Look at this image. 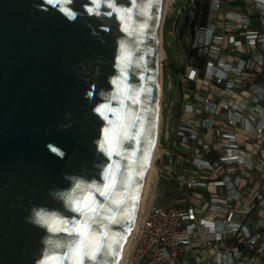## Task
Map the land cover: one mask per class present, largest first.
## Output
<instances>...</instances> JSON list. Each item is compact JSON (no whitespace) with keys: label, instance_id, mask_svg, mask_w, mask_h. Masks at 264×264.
I'll use <instances>...</instances> for the list:
<instances>
[{"label":"water","instance_id":"obj_1","mask_svg":"<svg viewBox=\"0 0 264 264\" xmlns=\"http://www.w3.org/2000/svg\"><path fill=\"white\" fill-rule=\"evenodd\" d=\"M161 2L0 0V264H71L61 229L90 199L105 247L84 264H116L152 147ZM113 182L120 208L93 187Z\"/></svg>","mask_w":264,"mask_h":264},{"label":"built area","instance_id":"obj_2","mask_svg":"<svg viewBox=\"0 0 264 264\" xmlns=\"http://www.w3.org/2000/svg\"><path fill=\"white\" fill-rule=\"evenodd\" d=\"M183 10L181 99L166 106L162 72L153 175L173 197L143 208L124 264H264V0H186ZM164 109L176 120L168 149Z\"/></svg>","mask_w":264,"mask_h":264},{"label":"snow or ice","instance_id":"obj_3","mask_svg":"<svg viewBox=\"0 0 264 264\" xmlns=\"http://www.w3.org/2000/svg\"><path fill=\"white\" fill-rule=\"evenodd\" d=\"M92 12V9H89ZM108 130H105L106 143H108L109 148L113 146H118L119 136L121 134V125L117 123L116 128L113 130V135L111 140L107 139ZM101 150L107 151L108 155H112V151L108 148H105L104 144L100 145ZM55 151V149H53ZM111 175V173H110ZM95 187V190L107 198L109 201L114 203L117 208H120L124 204V200H113V194L116 189V183H110L104 185L103 187ZM103 206L98 204L94 199H90L88 203L77 202L76 207L73 208V211L80 213L84 219L79 223H73L72 228L74 230H67L69 237H72L70 243H67L65 247V252L61 258V261H71V264H84L85 260H96L100 253L104 250V236L99 233L97 229L94 228V225H99L100 220L98 219L102 212ZM39 216V221L41 223H48V220L45 218V214L37 213ZM106 219H111V217H106ZM99 237V238H98ZM91 252V254H90Z\"/></svg>","mask_w":264,"mask_h":264},{"label":"rangeland","instance_id":"obj_4","mask_svg":"<svg viewBox=\"0 0 264 264\" xmlns=\"http://www.w3.org/2000/svg\"><path fill=\"white\" fill-rule=\"evenodd\" d=\"M186 4V0H175V4L172 10V15L170 17V21L178 18L177 28L175 30L174 36L167 35L166 31L169 27V22L167 23L164 32H163V47L166 54L167 61L165 58L162 63V72L165 76L164 81V102L166 106L170 109L171 106L178 107L180 102V88H179V71L176 69L183 65V58L180 49V45L177 42V38H179L180 28L183 24V20L186 14V11L183 10L182 13L178 16V10L182 9ZM170 65V67H166V63ZM168 76L170 81V90H168V80L166 79ZM167 114L166 109H164L162 127H161V135H160V143L163 148H170V143L165 139V131L167 130L170 135L171 140V132L175 126V117L173 112H171L169 119L166 120ZM154 175V174H153ZM172 190L171 185L164 180L154 177L151 180L150 188L148 192V196L146 198L145 205L151 204L159 207H163L167 205L168 197L166 196ZM152 199V200H151Z\"/></svg>","mask_w":264,"mask_h":264},{"label":"bare ground","instance_id":"obj_5","mask_svg":"<svg viewBox=\"0 0 264 264\" xmlns=\"http://www.w3.org/2000/svg\"><path fill=\"white\" fill-rule=\"evenodd\" d=\"M170 0H162L160 10H159V22H158V32H157V38H158V44H157V101H156V108H155V115H154V124H153V139H152V147L149 155L146 175L143 180V187L140 194V202L138 205V209L135 215V219L133 222V225L131 227L130 232L127 235V239L125 241V244L119 254V257L117 259L116 264H124L126 261L127 253L130 247V243L132 241L133 236L135 235L137 224L140 218V214L142 213V210L144 208L146 198L148 196L150 183L153 178L154 174V159L156 156L157 151V137L159 133V124H160V102H161V95H162V69H161V62L165 57L164 50L162 47V24L164 20V16L166 13V10L168 9Z\"/></svg>","mask_w":264,"mask_h":264},{"label":"crops","instance_id":"obj_6","mask_svg":"<svg viewBox=\"0 0 264 264\" xmlns=\"http://www.w3.org/2000/svg\"><path fill=\"white\" fill-rule=\"evenodd\" d=\"M165 181V180H164ZM165 182H168L170 185H171V187H172V190L166 195L167 197H168V203H167V205H169L170 204V202H171V199H172V197H173V191H174V184L171 182V181H165ZM152 200V199H151ZM151 204V202L149 203V205ZM166 205V206H167ZM166 206H163V207H166Z\"/></svg>","mask_w":264,"mask_h":264}]
</instances>
